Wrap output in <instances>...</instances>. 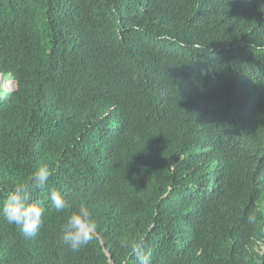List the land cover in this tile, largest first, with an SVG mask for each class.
<instances>
[{
  "label": "trees",
  "instance_id": "1",
  "mask_svg": "<svg viewBox=\"0 0 264 264\" xmlns=\"http://www.w3.org/2000/svg\"><path fill=\"white\" fill-rule=\"evenodd\" d=\"M0 77V206L52 172L35 238L0 216V264H137L141 243L264 264V0H0ZM81 204L97 235L72 252Z\"/></svg>",
  "mask_w": 264,
  "mask_h": 264
},
{
  "label": "clouds",
  "instance_id": "2",
  "mask_svg": "<svg viewBox=\"0 0 264 264\" xmlns=\"http://www.w3.org/2000/svg\"><path fill=\"white\" fill-rule=\"evenodd\" d=\"M51 175V169L47 164L39 165L27 181L13 187L0 206V216L8 224L15 225L26 238H35L44 223L46 208L40 201L33 200L32 193L36 189L44 190ZM47 200L50 202L48 207L54 208L57 212L71 208L65 194L60 190H52ZM248 220L250 223L255 222V215H249ZM97 229L98 223L93 212L87 205L81 204L76 210L71 211L61 224L59 239L68 250L78 252L96 238ZM133 251L137 264H152V253L143 243L135 245Z\"/></svg>",
  "mask_w": 264,
  "mask_h": 264
},
{
  "label": "rangeland",
  "instance_id": "3",
  "mask_svg": "<svg viewBox=\"0 0 264 264\" xmlns=\"http://www.w3.org/2000/svg\"><path fill=\"white\" fill-rule=\"evenodd\" d=\"M12 79L10 77H0V93L10 89Z\"/></svg>",
  "mask_w": 264,
  "mask_h": 264
}]
</instances>
